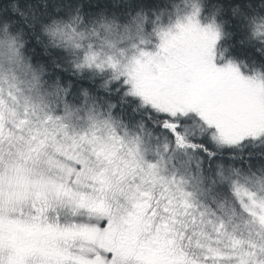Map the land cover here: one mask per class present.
<instances>
[{
	"label": "snow or ice",
	"instance_id": "6c2138e0",
	"mask_svg": "<svg viewBox=\"0 0 264 264\" xmlns=\"http://www.w3.org/2000/svg\"><path fill=\"white\" fill-rule=\"evenodd\" d=\"M0 264H264V0H0Z\"/></svg>",
	"mask_w": 264,
	"mask_h": 264
}]
</instances>
